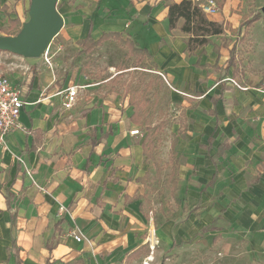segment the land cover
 Here are the masks:
<instances>
[{"label":"crops","instance_id":"0c3cea01","mask_svg":"<svg viewBox=\"0 0 264 264\" xmlns=\"http://www.w3.org/2000/svg\"><path fill=\"white\" fill-rule=\"evenodd\" d=\"M118 1L126 4L129 13L123 19L114 17L120 9L114 0H110V7L104 12H101L102 0L58 1L64 27L57 36L60 38L57 49L66 53L63 60L69 66L73 61L71 52L79 56L76 61L82 64L69 75L67 82L83 77L88 82L82 90L89 95H80L79 91L78 103L68 111L63 105L66 90L72 85L59 87L54 72L43 78L31 74L29 81L21 85L25 107L19 128L0 150V264H16L15 254L11 252L13 243L21 264L152 261L148 259L146 233L156 231L157 226L145 211L146 184L141 182L150 167L144 156V141L131 135L132 131H139L136 129L139 126L130 118L134 109L129 104L130 95L122 98L101 95L97 82H90V76L84 73L90 55L80 54V42L88 37L98 41L103 34L120 33L125 40L133 41L131 37L149 36L151 30L155 41H145L144 46L133 42L148 51L154 73L164 76L177 98L178 92L200 95L186 140L176 142L177 147H185L188 162L199 170L200 199L194 209L201 207V197L218 187L219 166L227 154L245 148L246 144L252 145L257 154L244 150L238 164L255 163L251 178L233 186L237 197L213 221L205 210L202 218L205 224L198 219H185L157 229L160 240L166 243V251H162L166 259L161 263L212 264L216 254L210 252L209 246L203 247L201 234L221 236L226 228L212 224L225 215L231 217L233 205L256 189L254 203L246 209L249 213L254 211L253 224L247 231L250 233L248 257L252 263L246 264H261L264 262V93L236 89L232 80H227L231 82L226 85L217 82L209 66L210 53H206L209 47L203 55L199 51L191 56L186 52L188 37L179 30L169 29L167 0ZM223 5L226 16L233 3L226 0ZM30 6L31 0H0V26L16 19L21 22ZM207 16L226 25L233 24L231 18ZM115 44L118 46L117 41L110 40L94 51L98 53L105 46L114 48ZM225 52L228 51L222 49L216 60L219 63L224 58L221 66L226 68ZM222 95L229 102L225 104ZM214 98L218 99L216 103ZM241 111L247 112V118L238 125L233 114ZM253 121L255 125L251 124ZM253 139L257 140L252 142ZM208 218L210 223L204 221ZM251 221L245 218L241 223L248 226ZM74 235L82 236V241L77 242ZM220 244L226 249L223 240ZM204 249L212 257L207 258ZM231 258L224 254L221 264H231Z\"/></svg>","mask_w":264,"mask_h":264},{"label":"rangeland","instance_id":"374dc122","mask_svg":"<svg viewBox=\"0 0 264 264\" xmlns=\"http://www.w3.org/2000/svg\"><path fill=\"white\" fill-rule=\"evenodd\" d=\"M18 1L16 0V2ZM215 1L219 4L220 12L218 16H212L231 18L233 23L230 24L228 22L229 27H231L227 37L230 47L234 44L236 45V59L240 71L238 77L233 79L237 84L236 89L264 93V14L262 12L264 0H231L233 6L226 13V16L222 12L224 5H220L222 0ZM114 3H117L120 7L114 17L117 19L125 18L129 14L125 10L126 4L118 0H114ZM125 3H127V0H125ZM109 4L110 0H102L100 5L101 12L109 8ZM261 14L262 18L258 22L245 27L241 26L244 22L247 23ZM30 19L29 9L21 20V24L17 30L20 27V30H22ZM9 27L10 21L0 26V38L11 37L7 36L5 32ZM132 32L134 33L133 30ZM131 38L135 43L137 42L143 46L145 41L153 42L156 40L152 30L149 31V36L139 34ZM59 39L57 37L54 38L48 47V56L44 55L39 59H27L0 51V77L6 79L10 84L21 86L25 84L26 80L29 81L31 74V76L37 75L43 78L54 72L59 87L68 88L71 85L72 87L77 86L80 87L79 91L82 92L80 95H89V92L87 93L86 90H82V86H85L86 82H88L83 77H77L73 82H67L69 75L75 69L81 68L82 64L76 61L79 56L75 52L70 53V57L73 59L71 66H69L70 63L68 61L63 60L66 53L57 49L59 47ZM122 40L126 41L124 37ZM212 52V47H209L206 51L207 54L210 53L208 56L209 60H211L209 66L215 74L217 82L220 83L224 78L223 72L225 71V66H221L224 63V58L219 59V64L218 60H216L217 54L215 55ZM224 54L229 57L228 52ZM89 55L86 67L84 66V73L90 76V82H97L96 88L99 89L101 95H118L121 98L124 95L125 97L130 95V98H133V100H137L140 95L147 99L146 110L150 128L146 129V131L139 127L136 129L140 131L138 139L144 141L147 135H149L152 141V145L147 150L148 154H144L150 167V171L148 172L149 178L145 185V194L147 195L145 211L149 217H153L157 226L156 228L161 229L166 223H181L182 221H186L185 219H198L202 224L205 210L211 215L210 220L213 221L220 211L231 200L237 197L233 186L241 182L245 183L251 178L252 172L250 173V171H253L255 163L251 162V164L247 165L238 163L241 156L245 154L244 150H248L252 155H255V148L252 145L248 146L246 144L245 148L236 149L237 151L235 150L231 155L227 154L219 166L220 172L216 183L218 187H215L212 191L210 190L205 194L204 197H201V207L194 209L200 199L199 190L201 187L198 184L199 180L197 178L199 170L192 163L188 162L189 154L185 147L184 149L177 147L176 142L186 140V131L189 125L192 124V111L196 109L194 105L196 101H199L198 97L200 95H197L195 92H178V98L174 96L173 93L175 91L169 87V83L165 80L164 76L154 73V65L151 58L141 60V56L137 54L131 56L126 44L118 43V46L115 44L114 48L105 46L104 50H99L98 53L93 51ZM47 58L50 60V63L47 62ZM64 62L67 64L64 65ZM232 74L233 72L230 70V75L226 79L232 80ZM114 75H118L115 80H113ZM84 80L85 83L83 82ZM246 113L241 111L237 115L233 114V116L237 117L235 121L238 125L241 122L244 123L247 118ZM229 124H233L231 120H229ZM251 124L255 125L256 123L253 121ZM217 139L222 142V139ZM256 140L253 139L251 141L255 142ZM254 192H256V189L244 194L243 198L233 205V215L231 217L225 215L212 224L214 227L226 228V231L220 234L221 236L218 237L217 233L201 234L200 241L203 242V247L209 246L210 252L216 254V260L212 264L223 263L224 254H229L232 257L233 261H231V264L252 263L248 257V245L250 241L247 240L250 233L247 231L253 224L254 211L249 213L246 209H250V205L254 203L256 198ZM245 218L249 222L252 220L250 225L243 226L241 221ZM210 220L208 218L204 221L210 223ZM156 231L154 230V233L152 231L146 233V241H148L149 236L151 239L154 236V242H156V246L153 249L148 245V259L152 260L149 261L150 264H162L161 262L166 259V253H162V251H166V243L164 244L160 240ZM223 235H225L224 238L222 237ZM213 237L216 238L215 241H213ZM220 240L224 241L226 249L223 248V245H218ZM204 251L207 253V258L212 257L209 251L207 252L205 249ZM259 263L264 264L262 261Z\"/></svg>","mask_w":264,"mask_h":264},{"label":"trees","instance_id":"16d2710c","mask_svg":"<svg viewBox=\"0 0 264 264\" xmlns=\"http://www.w3.org/2000/svg\"><path fill=\"white\" fill-rule=\"evenodd\" d=\"M225 0H222L221 6H223ZM167 8H168V25L171 31L179 30L182 34L186 35V52L194 56L197 52L203 51L201 55L205 53V49L207 47H212L213 51L220 56L221 50L226 49L229 53V57L226 63V68L224 69V75L222 82L223 85L229 83L231 81H227V77L230 75V70H232V80L237 78L240 74L239 64L236 59V45L234 44L230 47L227 32L230 27L223 22H217L214 20H210L208 16L203 12L200 8L199 4H197L194 0H183L180 3H176L171 0H167ZM262 14L255 17L253 20L249 22H244L241 26L245 27L249 24H253L261 20ZM21 22L16 20L10 21L9 29L5 30L7 36H17L21 31V27L19 30ZM244 25V26H243ZM243 35V34H241ZM123 34L120 33H109L103 34L102 37L98 41H94L90 37L86 38L84 41L80 42L81 51L80 54H89L94 51L95 48L102 46L105 42L114 40L118 43L126 44V47L129 49V54L134 56L135 54L141 56V60H146L150 58V54L146 49L138 48L137 45L132 40L123 41ZM213 39H217L216 42ZM219 42V43H218ZM222 85V91L225 89ZM221 99L226 104L229 102L228 99H225L222 95ZM213 100V99H212ZM218 99L213 100L216 103ZM147 99L145 97L138 96L137 100H133L130 98L129 104L133 106V113L131 115L132 122L141 127V129L150 128V122L147 114ZM152 145V141L147 135L144 140V154H148L147 150ZM149 178V174H146L145 177L141 179L143 184H146ZM204 230L203 232H205ZM11 252L15 254L16 264H21V261L18 258V253L16 251L15 243H13Z\"/></svg>","mask_w":264,"mask_h":264},{"label":"water","instance_id":"95a60500","mask_svg":"<svg viewBox=\"0 0 264 264\" xmlns=\"http://www.w3.org/2000/svg\"><path fill=\"white\" fill-rule=\"evenodd\" d=\"M59 0H32L30 21L15 37H1L0 51L27 59L41 58L64 27L58 13ZM264 14V8L262 9Z\"/></svg>","mask_w":264,"mask_h":264},{"label":"built area","instance_id":"2783aa9c","mask_svg":"<svg viewBox=\"0 0 264 264\" xmlns=\"http://www.w3.org/2000/svg\"><path fill=\"white\" fill-rule=\"evenodd\" d=\"M194 1L199 4L200 8L206 15H217L220 12L219 4L215 0ZM48 50L49 48L44 53L45 56H48ZM47 62L50 63V60L48 58ZM232 82L234 83V85H237L235 81L232 80ZM79 89L80 87L73 86L69 87L66 90L65 101L63 105L66 110H72L78 103ZM23 97V86L10 84L6 79L0 77V150L4 149L7 146L8 137L19 128V119L22 110L25 107ZM131 135L139 136L140 131L134 130L131 132ZM64 211L65 210L62 209V212ZM74 237L77 242L82 241V236L74 235ZM154 240V236H152V239L149 236L147 244L151 249L156 246V242H154Z\"/></svg>","mask_w":264,"mask_h":264},{"label":"bare ground","instance_id":"6f19581e","mask_svg":"<svg viewBox=\"0 0 264 264\" xmlns=\"http://www.w3.org/2000/svg\"><path fill=\"white\" fill-rule=\"evenodd\" d=\"M152 233H154V230H152ZM146 264H150V263H146Z\"/></svg>","mask_w":264,"mask_h":264}]
</instances>
